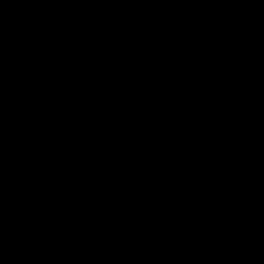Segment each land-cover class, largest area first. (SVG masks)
<instances>
[{
  "label": "water",
  "instance_id": "1",
  "mask_svg": "<svg viewBox=\"0 0 264 264\" xmlns=\"http://www.w3.org/2000/svg\"><path fill=\"white\" fill-rule=\"evenodd\" d=\"M264 0H113L88 58L67 63L0 0V264H142L227 52Z\"/></svg>",
  "mask_w": 264,
  "mask_h": 264
},
{
  "label": "crops",
  "instance_id": "2",
  "mask_svg": "<svg viewBox=\"0 0 264 264\" xmlns=\"http://www.w3.org/2000/svg\"><path fill=\"white\" fill-rule=\"evenodd\" d=\"M112 1L35 0L38 10L46 20L58 26L71 20L79 36H84L91 26L101 25L107 6ZM234 75L235 80L242 78L246 79L247 83L234 94L230 104L225 103L218 116V125L207 151L208 158L219 166L218 171L236 165L247 157L264 155V58L250 57L240 61L234 68ZM225 128H229L228 134L224 133ZM261 165L262 169H251L252 173L246 177H253L255 172L256 176L264 178V164ZM233 203H226L222 207L225 211H238L243 206ZM246 238L250 237H231L229 243L232 245L234 241ZM240 250L239 242L233 244L226 253L225 264H264V259L252 261L246 256L238 258Z\"/></svg>",
  "mask_w": 264,
  "mask_h": 264
},
{
  "label": "built area",
  "instance_id": "3",
  "mask_svg": "<svg viewBox=\"0 0 264 264\" xmlns=\"http://www.w3.org/2000/svg\"><path fill=\"white\" fill-rule=\"evenodd\" d=\"M17 5L24 11L34 23L44 31L53 34L58 39L63 59L67 63L79 64L84 62L100 39L101 25L91 26L84 36H79L73 22L68 20L64 25L58 26L50 23L44 18L36 6L35 0H16ZM261 50L264 53V6L259 15L256 29L243 43L230 49L221 64L214 84L205 105L202 121L193 138L190 151L189 164L185 172V187L183 198L187 205L198 208V212L203 216L209 238L213 245L215 259L218 264H225L227 254L225 247L218 239V228L215 225V216L206 212L204 205L206 199L203 194V183L214 172L218 170L215 163L208 158L207 151L209 141L217 126L218 116L226 100L227 78L237 61L246 59ZM224 133H229V128L224 129ZM246 164H264V155L259 154L242 159L235 166Z\"/></svg>",
  "mask_w": 264,
  "mask_h": 264
},
{
  "label": "trees",
  "instance_id": "4",
  "mask_svg": "<svg viewBox=\"0 0 264 264\" xmlns=\"http://www.w3.org/2000/svg\"><path fill=\"white\" fill-rule=\"evenodd\" d=\"M111 6L112 3L107 6L102 23H105L111 17ZM250 57L264 58V53L261 50H258V52L251 55ZM240 61L242 60L237 61L236 64ZM236 64L233 66L232 71L227 78L228 84L225 94L226 100L223 106L225 105V103L230 104L233 100L234 94L240 91L247 83L246 79L239 78L235 80L234 68ZM258 167L261 168L262 165L246 164L238 168L239 170H241L255 169ZM227 169L228 168L221 170V172L223 173L219 177H214L217 172L208 177L204 182V188L211 189L207 188V186L211 185L217 189V186L220 185V181L222 180V178L226 179L227 174L225 173V170ZM230 178H232L233 180V177ZM261 179L262 180L257 182V184L252 183L251 185H249L250 190L247 193V199L243 203L242 208L238 210L233 218H226L225 211L220 212V209L224 204L231 202L229 200H226L225 196L218 200L216 203H212L211 201H209L211 199L210 197H208L207 199L206 194L204 196L206 199L204 209L206 210V212H210L215 216L214 223L218 228V239L220 241H223L224 238L230 239L231 237L237 236L250 237L251 242L249 259L252 261H260L264 259V209L260 208L264 204V178ZM237 180H239V182L242 181L241 179ZM184 184V181H182L183 186H185ZM257 185H261V187L257 189ZM232 186L233 185H231L229 189H233ZM252 187L254 189H252ZM222 188V185L218 187V189ZM247 188L248 184L245 187V190H247ZM183 192L184 188L176 192L175 204L173 207L174 213L172 217H176L177 219V225H174V230L177 232L178 241L176 244L175 252L170 261L171 263L169 262V264H211L215 258L212 243L208 240L195 242L192 236L189 234V223L186 214L189 211L196 210V208L186 204L183 198ZM251 210H254V213H252V215H249Z\"/></svg>",
  "mask_w": 264,
  "mask_h": 264
},
{
  "label": "rangeland",
  "instance_id": "5",
  "mask_svg": "<svg viewBox=\"0 0 264 264\" xmlns=\"http://www.w3.org/2000/svg\"><path fill=\"white\" fill-rule=\"evenodd\" d=\"M98 25H100V24H98ZM103 25H104V23H101V28L103 27ZM218 121H219V118H218ZM217 125H218V122H217ZM210 142H211V139L209 141L208 147L210 146ZM215 165L217 167H219L216 163H215ZM255 169L259 170V169H262V167L261 168H255ZM243 170L244 171H242V169L239 170V168L236 166L229 167L227 170H225L227 177H226V179L222 178V180L220 181V185H222L223 188L218 189V187L220 185L217 186V189L211 185L207 186V188H211V189H205L206 198L208 199V197H210L211 200H209V201H211L212 203H216L218 200H220L222 197L225 196L226 200L234 202L233 205H236L235 203H237L239 205L243 204L246 201L247 193L250 190L249 185H251L252 183L257 184V182L262 180L261 177L256 176L255 172L253 173L254 179L251 176L246 177L249 173H252V172H250L251 169H243ZM261 171L263 172V170H261ZM216 172L217 173H216V175H214V177H219L223 173V172H221V170L216 171ZM243 176H245V177H243ZM230 177H233V180ZM237 179H241L243 181V183H242V181L239 182V180H237ZM247 184H248V188H247V190H245V187L247 186ZM231 185H233L232 186L233 189H231V188L229 189V187ZM260 187H261V185L256 186L257 189ZM252 189H254V188L252 187ZM262 208L264 209V204H263ZM220 211H225V209L222 207L220 209ZM237 212L238 211H236V210L225 211V217L226 218H233ZM253 212H254V210H251L249 215H252ZM186 217H187L188 223H189V228H188L189 234L192 236L194 241L195 242H202V241H205L206 239L208 240L209 235L207 233L206 224L203 221L202 215L199 214L197 212V210H194V211H189L186 214ZM174 225H177L176 217L171 218V227H170L169 233L164 238L159 240V242L157 243L156 250L142 264H169V262L171 261V259L173 257V254L175 252L176 244L178 241L177 232L174 230V227H175ZM229 242H231V241H229V239H226V238H224L223 241L221 240V243L223 244V246L226 245V247H225L226 253H228V251H230V247L233 244H235L236 242H239L241 250L239 252L238 258L241 259L244 256H246L247 258L249 257V254H250V247L249 246H250L251 238H246V239L234 241L232 245H230ZM211 264H218V262L214 258V260L212 261Z\"/></svg>",
  "mask_w": 264,
  "mask_h": 264
},
{
  "label": "bare ground",
  "instance_id": "6",
  "mask_svg": "<svg viewBox=\"0 0 264 264\" xmlns=\"http://www.w3.org/2000/svg\"><path fill=\"white\" fill-rule=\"evenodd\" d=\"M34 22V21H33ZM197 132V131H196ZM196 134V133H195ZM192 144H193V140H192ZM192 144H191V147H192ZM192 149L190 148V151H191ZM189 159H190V154H189ZM188 164H189V162H188ZM188 164H187V166H186V168H185V172H186V169H187V167H188ZM185 172H184V176H183V178H182V181H184V183H185ZM185 185V184H184ZM183 186V185H182ZM185 186H183V188H184ZM182 188V189H183ZM203 194H204V196H205V189H204V183H203ZM196 210H197V212H198V208H196ZM199 213V212H198ZM200 214V213H199ZM203 217V216H202ZM204 221V220H203ZM205 223V222H204ZM207 233H208V235H210L209 234V232L207 231ZM209 241H210V238H209ZM211 242V241H210Z\"/></svg>",
  "mask_w": 264,
  "mask_h": 264
}]
</instances>
